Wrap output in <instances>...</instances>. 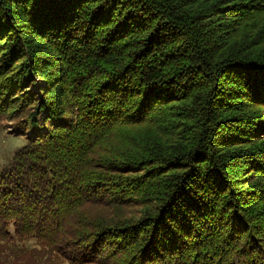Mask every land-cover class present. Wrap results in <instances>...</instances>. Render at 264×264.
I'll return each mask as SVG.
<instances>
[{
	"label": "trees",
	"instance_id": "1",
	"mask_svg": "<svg viewBox=\"0 0 264 264\" xmlns=\"http://www.w3.org/2000/svg\"><path fill=\"white\" fill-rule=\"evenodd\" d=\"M0 120V245L264 264V0H0Z\"/></svg>",
	"mask_w": 264,
	"mask_h": 264
},
{
	"label": "rangeland",
	"instance_id": "2",
	"mask_svg": "<svg viewBox=\"0 0 264 264\" xmlns=\"http://www.w3.org/2000/svg\"><path fill=\"white\" fill-rule=\"evenodd\" d=\"M45 83L39 82L38 88L32 89L40 97V88ZM27 136L19 135L11 129V123L6 120H0V170L8 164L15 151L22 147ZM139 210V209H138ZM13 232V228H11ZM41 247L37 244L36 239H18L12 240L0 245V264H69V262L56 253L49 252L41 255Z\"/></svg>",
	"mask_w": 264,
	"mask_h": 264
}]
</instances>
